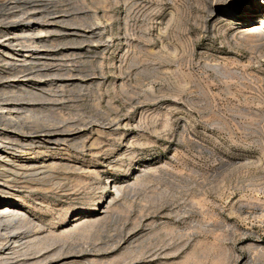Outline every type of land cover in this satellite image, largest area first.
<instances>
[{
  "label": "rangeland",
  "instance_id": "obj_1",
  "mask_svg": "<svg viewBox=\"0 0 264 264\" xmlns=\"http://www.w3.org/2000/svg\"><path fill=\"white\" fill-rule=\"evenodd\" d=\"M263 16L0 0V264H264Z\"/></svg>",
  "mask_w": 264,
  "mask_h": 264
},
{
  "label": "bare ground",
  "instance_id": "obj_2",
  "mask_svg": "<svg viewBox=\"0 0 264 264\" xmlns=\"http://www.w3.org/2000/svg\"><path fill=\"white\" fill-rule=\"evenodd\" d=\"M22 22V21H21ZM18 23V22H17ZM32 23V22H31ZM263 23H264V16H263ZM264 26V25H263ZM259 32L260 35H263L264 34V31L263 29L259 26L258 27V31L257 33ZM263 37V36H262ZM13 109H19L18 107L16 106H12V107H9V106H0V114L2 115H5L6 113L7 114H12L13 112ZM19 112V111H18ZM5 117V116H4ZM22 120V119H21ZM2 132H5V130H1L0 131V135L3 134ZM11 141V140H10ZM6 144V143H5ZM1 145V143H0ZM3 145V144H2ZM3 148V147H2ZM7 149V148H6ZM3 153H6V150H1L0 149V155H2ZM5 156H9L8 153L5 154ZM1 157V156H0ZM2 158H0L1 160ZM32 165V164H31ZM11 186L10 182L8 181V179H5L3 180L2 182H0V193H4V192H8L7 190L4 189V187H7V186ZM13 186V185H12ZM14 188V187H13ZM4 189V190H3ZM15 189V188H14ZM22 198V197H21ZM3 204H7V203H4L3 201L0 200V218L1 217H9L10 219H14L15 218H21L23 215V212L20 211V209H17V208H11L12 206H17L18 204L16 205H13L11 204V202L7 205H3ZM22 205V204H21ZM6 206V207H5ZM11 206V207H10ZM23 208V207H22ZM22 215V216H21ZM24 218V217H23ZM2 219V218H1ZM20 237V236H19ZM7 264V263H6Z\"/></svg>",
  "mask_w": 264,
  "mask_h": 264
}]
</instances>
